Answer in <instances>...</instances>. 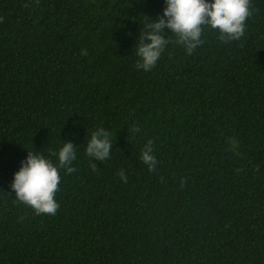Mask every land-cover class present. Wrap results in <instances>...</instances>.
<instances>
[{
  "label": "trees",
  "instance_id": "16d2710c",
  "mask_svg": "<svg viewBox=\"0 0 264 264\" xmlns=\"http://www.w3.org/2000/svg\"><path fill=\"white\" fill-rule=\"evenodd\" d=\"M162 7L0 0V264H264V0L239 40L205 26L188 55L164 29L159 60L138 70ZM97 127L111 134L104 161L84 152ZM67 141L59 207L36 214L12 174L27 151L55 163Z\"/></svg>",
  "mask_w": 264,
  "mask_h": 264
},
{
  "label": "clouds",
  "instance_id": "9594fccd",
  "mask_svg": "<svg viewBox=\"0 0 264 264\" xmlns=\"http://www.w3.org/2000/svg\"><path fill=\"white\" fill-rule=\"evenodd\" d=\"M250 16V0H163L160 14L153 20L147 18L144 30L140 32L135 45L137 57L135 67L149 71L159 60L168 40L163 30L175 34L176 43L183 45L185 54H191L198 47L203 27L214 29L221 40H239L245 32V24ZM137 127H132L133 133ZM111 134L103 127L90 133L84 152L92 160L104 161L112 149ZM55 163L41 152L27 151L26 156L13 172L10 189L15 200L29 206L36 214L55 215L59 205L55 193L60 181L59 169L66 172L76 158V146L70 141L63 142L53 152ZM140 159L149 171L157 161L153 154L152 141L144 144ZM120 178L125 179L120 172Z\"/></svg>",
  "mask_w": 264,
  "mask_h": 264
}]
</instances>
